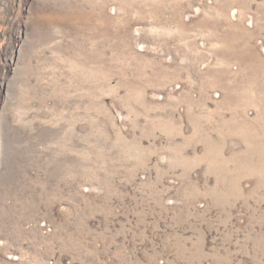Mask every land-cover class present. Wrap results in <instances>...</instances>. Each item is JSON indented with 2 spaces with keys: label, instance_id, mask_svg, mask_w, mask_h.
Returning a JSON list of instances; mask_svg holds the SVG:
<instances>
[{
  "label": "rangeland",
  "instance_id": "obj_1",
  "mask_svg": "<svg viewBox=\"0 0 264 264\" xmlns=\"http://www.w3.org/2000/svg\"><path fill=\"white\" fill-rule=\"evenodd\" d=\"M0 264H264V0H0Z\"/></svg>",
  "mask_w": 264,
  "mask_h": 264
}]
</instances>
